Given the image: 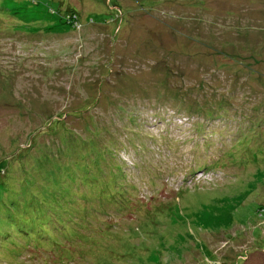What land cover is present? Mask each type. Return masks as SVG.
Instances as JSON below:
<instances>
[{
    "label": "rangeland",
    "instance_id": "1",
    "mask_svg": "<svg viewBox=\"0 0 264 264\" xmlns=\"http://www.w3.org/2000/svg\"><path fill=\"white\" fill-rule=\"evenodd\" d=\"M0 264H264V0H0Z\"/></svg>",
    "mask_w": 264,
    "mask_h": 264
},
{
    "label": "bare ground",
    "instance_id": "2",
    "mask_svg": "<svg viewBox=\"0 0 264 264\" xmlns=\"http://www.w3.org/2000/svg\"><path fill=\"white\" fill-rule=\"evenodd\" d=\"M49 39H50V38H49ZM230 52H231V51H230ZM193 72H194V71H193ZM233 72H234V71H233ZM196 76H197V75H196ZM194 78H195V77H194ZM235 88H236V87H235ZM137 113H138V112H137ZM137 115H138V114H137ZM140 117H141V116H140ZM114 118H115V117H114ZM137 118H138V117H137ZM69 121H70V120H69ZM72 123H73V122H72ZM71 125H72V124H71ZM47 132H48V131H47ZM47 132H46V135H47ZM5 134H6V132H5ZM3 135H4V134H3ZM7 136H8V134H7ZM102 136H103V135H102ZM104 136H105V135H104ZM48 137H49V136H48ZM4 138H6V136H4ZM102 138H103V137H102ZM102 138H99V139L102 140ZM109 140H110V139H109ZM103 141H104V139H103ZM111 141H112V139H111ZM73 142H74V141H73ZM105 142H106V140H105ZM43 144H44V143H43ZM107 144H108V141H107ZM262 144H263V143H262ZM125 151H126V150H125ZM67 154H68V153H67ZM67 156H68V155H67ZM27 157H28V159H29V156H28V155H27ZM49 157H50V156H49ZM64 157H65V156H64ZM69 157H70V156H69ZM53 159H54V158H53ZM106 159H107V158H106ZM107 160H108V159H107ZM53 162L56 163L55 161H53ZM108 162H109V161H108ZM68 163H69V162H68ZM100 163H101V162H100ZM42 164H43V163H42ZM106 164H107V163H106ZM49 165H50V164H49ZM102 165H103V164H102ZM112 165H113V164H112ZM116 165H117V164H116ZM121 165H122V164H121ZM46 166H47V165H46ZM51 166H52V165H51ZM100 166H101V165H100ZM109 166H110V165H109ZM114 166H115V165H114ZM103 167H104V166H103ZM117 167H118V166H117ZM48 168H49V166H48ZM52 168H53V167H52ZM121 168H123V167H121ZM99 169H100V168H99ZM99 169H98V170H99ZM101 169H103V168L101 167ZM105 169H106V168H105ZM16 170H17V169H16ZM51 170H53V169H51ZM59 170H60V169H59ZM62 170L66 172V170L63 169V167H62ZM215 170H216V169H215ZM18 171H19V169H18ZM46 171H48V170H46ZM53 171H55V169H54ZM108 171H109V170H107L106 172H108ZM125 171H126V170H125ZM175 171H176V170H175ZM178 171H179V170H178ZM178 171H177V172H178ZM34 173H35V171H34ZM99 173H100V172H98V174H99ZM214 173H215V171H214ZM18 174H19V173H18ZM54 174H55V173H54ZM65 174H66V173H65ZM100 175H101V174H100ZM19 176H21V175H19ZM97 176H98V175H97ZM106 176H107V175H106ZM106 176H105V177H106ZM108 176H109V175H108ZM108 176H107V177H108ZM13 177H14V176H13ZM43 177H44V175H43ZM102 177H103V176H102ZM105 177H104V178H105ZM107 177H106V178H107ZM38 178H39V177H38ZM100 178H101V177H100ZM106 178H105V180H106ZM16 179H17V178H16ZM120 179H121V178H119V181H120ZM18 180L20 181V179H18ZM121 180H122V179H121ZM30 181H31V179H30ZM20 182H21V181H20ZM82 182H83V181H82ZM82 182H81V183H82ZM131 183H132V182H131ZM74 185H75V184H74ZM86 185H88L87 182H86ZM100 185H102V184H100ZM121 185H122V184H121ZM128 185H130V184H128ZM132 185H133V184H132ZM34 186H35V185H34ZM65 186H66V185H65ZM76 186H78V185H76ZM95 186H96V184H95ZM102 186H103V185H102ZM102 186H101V187H102ZM124 186H125V185H124ZM134 186H135V185H134ZM47 187H49V186H47ZM66 187H67V186H66ZM8 188H9V187H8ZM45 188H46V187H45ZM76 188H77V187H76ZM76 188H75V189H76ZM91 188H92V187H91ZM135 188H136V187H135ZM34 189H35V188H34ZM87 189H88V188H87ZM29 190H30V189H29ZM31 190H33V189H31ZM69 190H70V188H69ZM117 190H118V189H117ZM75 191H76V190H75ZM77 191H78V190H77ZM87 191H88V190H87ZM91 191H93V190H91ZM32 192H33V191H32ZM49 192H50V191H49ZM70 192H71V190H70ZM52 193H53V192H52ZM74 193H75V192H74ZM77 193H78V192H77ZM87 193H88V192H87ZM27 194H28V193H27ZM70 194H71V193H70ZM96 194H97V192H96ZM72 195H73V194H72ZM74 195H75V194H74ZM26 196H27V195H26ZM83 196H84V195H83ZM85 196H86V195H85ZM69 197H70V196H69ZM69 197H66V198H69ZM78 197H79V196H78ZM25 198H26V197H25ZM71 198H72V197H71ZM71 198H69V200H70ZM82 198H83V197H82ZM88 198H89V197H88ZM63 199H65V198H63ZM77 199H78V198H77ZM86 199H87V198H86ZM75 200H76V199H75ZM89 200H90V199H89ZM115 200H117V199H115ZM29 201H30V200H29ZM71 201H72V200H71ZM73 201H74V199H73ZM84 201H86V200H84ZM75 202H76V201H75ZM92 202H93V201H92ZM49 203H50V202H48V204H49ZM28 204H30V203H28ZM42 204H43V203H42ZM46 204H47V201H46ZM46 204H45V205H46ZM48 204H47V205H48ZM83 204H86V203H83ZM89 204H90V203H89ZM119 204H120V203H119ZM73 205H74V204H73ZM91 205H92V203H91ZM69 207H71V206H69ZM72 208H73V207H72ZM117 208H118V207H117ZM37 210H38V209H37ZM40 210H41V208H40ZM72 210H75V208L72 209ZM32 211H33V209H32ZM69 213H70V212H69ZM38 214H39V213H38ZM28 215H29V213H28ZM33 215H34V214H33ZM33 215H32V216H33ZM25 217H26V216H25ZM33 217H34V216H33ZM51 217H52V216H51ZM65 218H68V217H65ZM65 218H64V219H65ZM53 219H54V218H53ZM53 219H52V220H53ZM64 219H63V220H64ZM78 219H79V218H78ZM26 220H27V219H26ZM35 220H36V219H35ZM54 220H55V219H54ZM65 220H66V219H65ZM57 221H58V220H57ZM23 222H24V221H23ZM28 222H29V221H28ZM52 222H53V221H52ZM67 222H68V221H67ZM24 223H27V221H25ZM75 223H76V222H75ZM26 225H27V224H26ZM70 225H71V224H70ZM65 226H66V225H65ZM69 227H70V226H69ZM71 227H72V225H71ZM60 228H61V226H60ZM69 230H70V229H69ZM52 232H53V231H52ZM60 232H61V231H60ZM60 232H59V233H60ZM31 233H33V231H32ZM55 233H56V232H55ZM63 233H64V232H63ZM37 234H38V233H37ZM60 234H61V233H60ZM22 237H23V236H22ZM32 239H33V238H32Z\"/></svg>",
    "mask_w": 264,
    "mask_h": 264
},
{
    "label": "trees",
    "instance_id": "3",
    "mask_svg": "<svg viewBox=\"0 0 264 264\" xmlns=\"http://www.w3.org/2000/svg\"><path fill=\"white\" fill-rule=\"evenodd\" d=\"M51 14H55L53 11L51 12ZM75 14H77L78 16H79V13L77 12V13H75ZM75 14H73V13H69V12H67V11H64L63 13H60V15H59V18H60V20L63 22L64 21V23L65 22H71L73 19H75V20H77L78 21V18H77V16L75 15ZM60 16H63L64 18H62V17H60ZM198 256V255H197Z\"/></svg>",
    "mask_w": 264,
    "mask_h": 264
}]
</instances>
